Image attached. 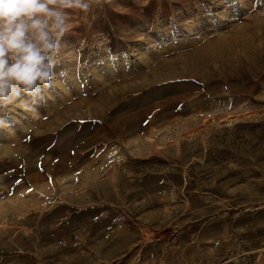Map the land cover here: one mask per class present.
Instances as JSON below:
<instances>
[{
	"label": "rangeland",
	"instance_id": "rangeland-1",
	"mask_svg": "<svg viewBox=\"0 0 264 264\" xmlns=\"http://www.w3.org/2000/svg\"><path fill=\"white\" fill-rule=\"evenodd\" d=\"M68 11L39 116L0 109V264H264V0Z\"/></svg>",
	"mask_w": 264,
	"mask_h": 264
},
{
	"label": "clouds",
	"instance_id": "clouds-1",
	"mask_svg": "<svg viewBox=\"0 0 264 264\" xmlns=\"http://www.w3.org/2000/svg\"><path fill=\"white\" fill-rule=\"evenodd\" d=\"M101 0H0V109L34 118L52 89L69 32L68 10L90 11ZM11 127L0 115V128Z\"/></svg>",
	"mask_w": 264,
	"mask_h": 264
}]
</instances>
